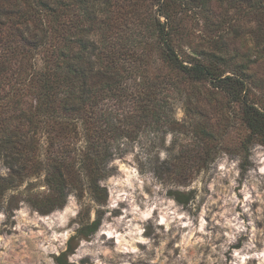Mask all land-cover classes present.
Segmentation results:
<instances>
[{
	"label": "trees",
	"instance_id": "16d2710c",
	"mask_svg": "<svg viewBox=\"0 0 264 264\" xmlns=\"http://www.w3.org/2000/svg\"><path fill=\"white\" fill-rule=\"evenodd\" d=\"M153 1L0 0V159L10 168L0 191L43 172L49 191L42 213L63 207L68 189L84 181L105 203L101 180L113 171L108 162L121 138L135 140L143 124L156 133L169 129L170 90L184 97L188 111L202 87L209 99L240 103L250 130L242 167L250 165L249 143H264V108L249 101L251 85L264 88L250 73L264 52V0H237L247 2L240 13L256 22L252 48L205 39L209 45L196 44L194 53L180 43L186 0H155L157 7ZM241 30L232 28L237 37ZM161 165L170 170L167 161ZM169 192L188 204L185 193ZM100 224L98 217L82 225L79 236Z\"/></svg>",
	"mask_w": 264,
	"mask_h": 264
},
{
	"label": "rangeland",
	"instance_id": "374dc122",
	"mask_svg": "<svg viewBox=\"0 0 264 264\" xmlns=\"http://www.w3.org/2000/svg\"><path fill=\"white\" fill-rule=\"evenodd\" d=\"M200 1L186 0L181 8L186 51L209 45L205 39L244 51L254 46L256 22L239 8L246 13V1ZM239 24L243 38L232 32ZM250 73L264 83V52ZM201 89L189 111L184 97L170 90L166 133L143 124L135 140L121 138L108 162L113 171L101 180L109 193L105 203L84 181L68 189L63 207L42 213L38 206L45 207L49 191L43 172L0 191V264H264V143H249L251 163L244 170L250 130L241 104L223 95L209 99ZM249 101L264 108V88L251 85ZM9 175L0 159V176ZM171 190L185 193L188 204ZM98 217V229L79 236L78 229ZM64 252L65 262L58 261Z\"/></svg>",
	"mask_w": 264,
	"mask_h": 264
}]
</instances>
